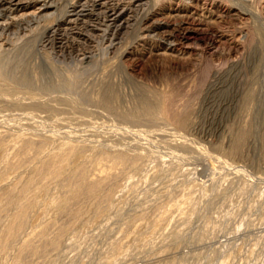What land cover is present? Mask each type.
Returning a JSON list of instances; mask_svg holds the SVG:
<instances>
[{
    "label": "rangeland",
    "instance_id": "374dc122",
    "mask_svg": "<svg viewBox=\"0 0 264 264\" xmlns=\"http://www.w3.org/2000/svg\"><path fill=\"white\" fill-rule=\"evenodd\" d=\"M83 1L30 0L5 15L0 160L16 162L7 150L23 139L51 142L19 169L0 166V193L66 146L83 152L34 195L0 264L44 226L20 264H264V0H145L115 45L112 30L102 39L104 25L94 29L84 59L47 40ZM144 104L152 114L139 115ZM118 152L139 161L109 168ZM81 167L87 179L111 175L97 199L63 211L56 203ZM2 207L3 223L14 209ZM78 207L82 216L69 213Z\"/></svg>",
    "mask_w": 264,
    "mask_h": 264
},
{
    "label": "bare ground",
    "instance_id": "6f19581e",
    "mask_svg": "<svg viewBox=\"0 0 264 264\" xmlns=\"http://www.w3.org/2000/svg\"><path fill=\"white\" fill-rule=\"evenodd\" d=\"M28 1H30V0H0V32H2L7 27V22H6L7 18H5V15H10L16 10H20L26 6H29ZM142 2H145V0L144 1H142V0H116V1L115 0H84L82 2V4L79 5L78 8H76V7L72 8V13L64 19V25L67 24V27L61 28L59 23L56 24L55 26L52 27V31H50V35L48 36L47 40H49L48 42H53V40H55V39L57 40V42H55L56 43L55 46H56V49L58 50V52H61L65 49H68L69 47H73V46H76V47L85 46V45L90 43V39H88V38H90L89 36H90V34L93 33V30L94 29L100 30V28L103 25L105 27V28L103 27L105 29V31L102 32V34H101L102 36L100 35L101 38L102 39L105 38V36H106L105 33L107 32V30H112L113 34H111L112 37H111V35H110V37L113 38V36H115V38H116L117 35L119 34L120 30L123 27H125V26L129 27L131 25L132 21L135 22L137 16H136V13H134V12H137V10L140 7H142V5L144 4ZM128 3L129 4L131 3L130 7H127ZM41 6L43 7L42 10H44L48 7V6H46L45 2ZM40 7H39V11H40ZM83 13H85V16L87 18H84V19L80 18V15H83ZM140 14H141V10H140ZM136 24H138V23H136ZM97 25H100V27L98 28ZM141 25H142V23H141ZM138 28H140V25ZM148 29H147V31H148ZM138 31H139V29H138ZM91 36L93 37V35H91ZM141 36L143 37L144 35L142 34ZM170 39H171V35L169 36L167 34L166 36H164V40L169 41ZM114 40H115L114 38H113V40L109 39V41L111 42L110 44L108 43L110 45V47L115 45ZM170 44H171V41H170ZM82 49L78 50V52H79L78 55L84 59V58H86V54L88 53V51H85L84 48H82ZM5 72L0 67V80L4 79V77H6ZM23 81L26 82L27 80L24 78ZM148 105L144 104L143 107L140 106L141 109H139V110L137 109L138 110L137 112L139 113V115L147 116V115L152 114L153 107L148 106ZM31 106L33 107L32 104H31ZM35 106H37V105H35ZM182 123L183 122H180L181 125H182ZM244 130L240 133L239 136H237L238 139L236 141V145H235L236 149L235 150H237L238 149L237 147H240V145H242V143H243V140H244L246 133H247ZM248 132H249V130H248ZM33 140H24L23 139L22 141H19L16 144H14L11 148H8L7 152L9 150L13 151L18 156L17 161L14 163H11L13 161L10 162L8 160L7 156H5L1 153L2 154V158L0 160V164H1L0 166H2L1 170L2 171L5 170V172H7L9 170L14 171L19 166L21 168V166H23V164H27V162L31 159V152L34 151V153H36V152H39L40 150L43 151L45 149L43 147V145L46 146L45 144H49L51 142L49 140H44V141L40 140L38 142L36 140V142H34L35 140L34 141ZM3 145L4 144H2V146ZM80 147H82V146H80ZM80 147L69 145V146H66L65 148H63L61 152L47 156V158L39 166L35 167L32 170L31 175H29L28 179H26L25 181H22V182L17 179L18 181L14 182L13 184H10L9 187H7V189H3L5 191L2 194L0 193L1 194L0 206L4 207V206L8 205L10 207H13V209H14L13 212L11 211L13 214L10 215V217L7 218V220L5 222H3V223L0 222V254L7 251L9 246L17 239L18 235L23 230L25 222H26V218L28 217L27 216L28 210H29V208L32 207L34 200H36V199L33 200V197H36L34 195L40 191L44 192L45 188H47L46 183L48 181H50V182L56 181L57 182L60 178H62L65 169H67L66 167H67V163H69V159L76 158V157L80 156L81 153L83 152ZM42 148H44V149L42 150ZM5 151H6V149H5ZM39 153H37V154H39ZM51 153H53V152L51 151ZM10 156H9V158H10ZM102 156H103V154H102ZM138 157H139L138 154H130L127 152H120L119 153L118 152V154L114 157L115 159H114L113 163H110V165H108V167L113 168L116 164H119V165L124 164V163L127 164V162L133 163L134 161L138 160L137 159ZM37 163H39V162H37ZM98 163H100V162H98ZM84 168H86V167H81V168H78L77 170L75 168L76 171L74 170L72 182L67 183V184L65 183L66 184V191H65V188L63 187L64 185H62V187L64 188V191L68 194V196H65L64 198L59 199L58 204L56 203V205H58V207L61 210L65 211V209L67 208V206L69 205V203L72 200H76L81 196L84 197V199L85 198H88L90 200L91 199L92 200L97 199L99 192H100V189H101V186H103V184H102L103 181L110 178L109 176L111 175L109 173L105 174L103 176H101L99 174L96 177L93 176V177H95L93 179H87L86 178V176H87L86 170ZM69 173H70V171H69ZM71 173H72V170H71ZM68 175H70V174H68ZM68 175H66L67 176L66 178L72 177L71 176L72 174L70 175L71 177H69ZM59 182H60V180H59ZM3 190H1V191H3ZM111 193L112 192L107 191L105 196L106 197L112 196ZM80 200H82V198ZM98 201L99 200H97V202ZM94 205H96V204H94ZM95 209H96V207H95ZM84 212L85 211L81 210V208L78 207V208L70 211L69 213L71 215L73 214V216L76 217L77 215L82 216V214ZM64 228L62 229L60 227L58 229V231L56 233L57 237H58L57 240L65 232ZM46 229H47V227L44 226L41 229H39V231L33 237L27 238V240L24 242L21 241L22 244H21V246H19L17 248L16 254L14 257V261L12 264L22 263V261L25 257L24 255L26 252L29 253V252H35L38 250L36 248L39 247V245L38 246L36 245L37 247H35V244H34L35 238H39V239L46 238L45 237ZM53 239H54V237L51 238L50 240H48V243L52 247H55L58 242L56 239L55 240H53ZM46 241L47 240L45 239L44 242H46ZM40 248H41V246H40ZM43 249H42V251H43ZM39 252H37V253H39Z\"/></svg>",
    "mask_w": 264,
    "mask_h": 264
}]
</instances>
